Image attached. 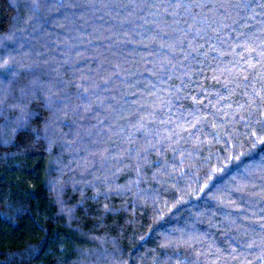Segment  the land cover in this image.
<instances>
[{
	"label": "trees",
	"instance_id": "16d2710c",
	"mask_svg": "<svg viewBox=\"0 0 264 264\" xmlns=\"http://www.w3.org/2000/svg\"><path fill=\"white\" fill-rule=\"evenodd\" d=\"M174 2L0 0V264H264V0Z\"/></svg>",
	"mask_w": 264,
	"mask_h": 264
},
{
	"label": "snow or ice",
	"instance_id": "6c2138e0",
	"mask_svg": "<svg viewBox=\"0 0 264 264\" xmlns=\"http://www.w3.org/2000/svg\"><path fill=\"white\" fill-rule=\"evenodd\" d=\"M58 2H59V7L57 8V11H59V9L60 8H64L65 7V5L62 3V0H58ZM163 7H166V8H176V9H179V8H184V9H190V8H192V7H204V5L203 4H200V5H195V4H181L180 3V0H175V2L174 3H170V4H167V5H162ZM232 7V5H225V4H220V5H216L215 7H218V8H220V9H223V8H225V7ZM235 7H237V8H250V7H252V5H245V4H238V5H236ZM172 15L173 16H176L177 15V13H175V12H173L172 13ZM196 22V20H195V17H193V23L192 24H188L187 22H185L186 23V26L189 28V29H191L192 27H193V24ZM238 35L240 36V38L241 39H243V40H247L249 43H251V40H250V38L247 36V34H245V33H243V32H241V33H238ZM245 51H247V52H253V51H255V48H252V47H248V46H246L245 47ZM260 55H261V57H264V51H261V53H260ZM250 67L252 66V65H249ZM239 74L243 77V81H246L247 80V76L244 74V70L243 69H240L239 70ZM243 81L241 82V84L239 85V86H241V87H243ZM247 93L245 92V95H246ZM46 103H47V101H46ZM229 107H231V105H229ZM237 107L238 108H242L243 106L242 105H237ZM262 115H264V113H262ZM240 119H243V120H247V116H243V117H240ZM253 135H255V134H253ZM244 204H245V198L244 197H241V207H243L244 206ZM261 219H264V206H262V208H261ZM176 264H181V262L179 261V260H177L176 261Z\"/></svg>",
	"mask_w": 264,
	"mask_h": 264
}]
</instances>
